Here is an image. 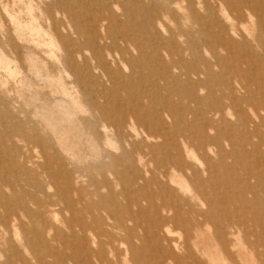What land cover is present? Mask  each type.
Here are the masks:
<instances>
[{"label": "rangeland", "instance_id": "obj_1", "mask_svg": "<svg viewBox=\"0 0 264 264\" xmlns=\"http://www.w3.org/2000/svg\"><path fill=\"white\" fill-rule=\"evenodd\" d=\"M219 187L240 233L181 209ZM136 197L140 264L163 261L156 208L184 219L159 231L178 264H264V0H0V264H73L83 217Z\"/></svg>", "mask_w": 264, "mask_h": 264}, {"label": "bare ground", "instance_id": "obj_2", "mask_svg": "<svg viewBox=\"0 0 264 264\" xmlns=\"http://www.w3.org/2000/svg\"><path fill=\"white\" fill-rule=\"evenodd\" d=\"M118 184L119 183L116 182L114 186L108 179L103 181L102 186L106 189H109V195L105 197V200H108L109 198L116 200L117 193L115 187ZM220 189L221 191L218 195L216 194L217 196L214 199L209 197L212 200L205 197L206 193L204 191L203 193H201V191L200 193L195 191L192 193L190 198L185 195H180L179 203L181 204V209L185 207V210H187L189 213V218H191L193 221V225L198 227L204 220L210 219L211 221L214 214L216 213H213V210L218 208L220 212L219 214L222 217H225L227 226L232 227L235 224L237 226L235 234L238 232L240 233V229L245 222V218L241 210L243 203L238 199V197L223 196L225 191H222V188ZM191 198L206 204L207 206L204 205L206 208L197 210V206L190 202ZM135 199L136 201L134 204L137 210L133 209L131 206L132 204H125L123 209L121 210L120 208L119 211L108 206L105 208L106 215L104 216H94L91 219H89V215L83 217L84 225H79L80 232L77 233L76 230L72 229L69 232L70 234L66 236L67 247L70 249L69 253L67 255L58 256L62 260H69L73 264H80L78 256H75L74 252L72 251V249L76 248L78 240H80L83 249L85 252H87L86 260L89 261L88 264H93L91 259L94 258V264H140L141 254H139V252L140 249L145 247L146 243L148 244L149 235H138L135 231L136 228L129 225V221L138 222L140 213L145 211V206L140 204L141 202L139 203L137 201L138 197ZM82 206L85 209L88 208L85 203H83ZM161 208L164 209V206L161 205ZM178 212H180V210H178ZM178 212L164 214L162 211H160V208H156L155 216L153 218L154 220L150 221L153 226L154 243H156L155 250H157L158 253H161L163 257L162 264H166L168 259L175 261L176 264H178L177 260L179 257L177 252L181 250L180 247L175 243H170L168 239L165 238V236L160 234L161 232L159 233L163 227H168L170 223H184V219ZM231 213H234V216H232ZM87 227L89 229H86ZM88 230H90V234H87ZM134 237L137 238V241L133 240ZM53 239L57 241L56 236H54ZM136 242H139L140 244L137 245ZM237 243L238 241H236V244ZM124 244H127L125 245V251H121V247H123ZM229 244L230 243L227 242L224 244V254L226 255L227 261L234 263L236 262L234 259L235 252L228 247ZM91 246H95V248L91 249ZM121 258H123L124 263L120 262ZM235 264H238V262Z\"/></svg>", "mask_w": 264, "mask_h": 264}]
</instances>
